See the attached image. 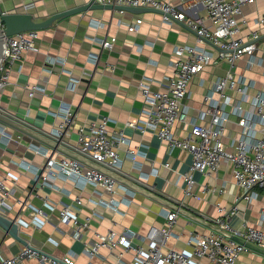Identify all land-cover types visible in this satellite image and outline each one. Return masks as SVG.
Here are the masks:
<instances>
[{"label": "crops", "instance_id": "obj_1", "mask_svg": "<svg viewBox=\"0 0 264 264\" xmlns=\"http://www.w3.org/2000/svg\"><path fill=\"white\" fill-rule=\"evenodd\" d=\"M92 1L1 0V6L8 12H30L37 20H44ZM169 1L179 5L188 20L203 17L207 25H212L203 2ZM242 17L247 22L242 35L248 36L254 30L260 34L256 51L260 63L249 65L248 57L244 56L235 68L238 77L254 84L249 88V98L243 102L247 109L254 97L264 92V22L260 24L264 18V0L245 4ZM138 18L143 19L139 30H129V24ZM188 20L165 21L159 11L91 8L38 30L39 50L25 51L22 61L14 64L10 83L0 92V105L6 110L40 129L56 133L62 122L61 107L70 106L73 122L62 136L76 147H79V127L88 129L104 116L110 117L109 133L122 131L126 138L118 146L122 166L117 168L116 193L111 194L93 184L80 185L74 175L62 174L55 168L50 170L47 166L50 159L69 155L6 124L12 138L8 140L0 133V178L10 193L0 201V212L16 220L20 237L35 249L56 258L73 251L77 264H136L134 252L123 251L121 247L115 250L104 247L97 256H90L84 250V241L74 238L72 223L60 218L59 210L67 205L77 211L81 221L89 220L85 240L94 239L97 232L107 234L113 230L117 234L129 229L135 233L134 246H147L145 236L152 225L167 227L163 213L168 210H178L179 217L165 248L192 251L194 246L188 243L191 234H218L222 220L237 229L251 226L264 232V198L237 201L242 188L235 181L231 164L222 163L218 172L211 174L193 172L192 194H186L184 177L190 172L192 154L170 147L152 131L143 132L126 124L140 117L141 84L147 81L152 88L163 89L174 75L172 61L176 58V45H199L219 58V48L200 41ZM112 37H116L114 48H104L102 39ZM228 69L229 63L219 58L195 76L186 99L190 119H198L208 107L204 96ZM71 80L77 81L75 90L68 88ZM34 86L38 88L31 96ZM228 92L234 100L241 99L235 90ZM175 132L185 136L188 130L177 125ZM241 135L242 126L233 115L223 138L229 150L235 149L233 142ZM40 174L49 175L46 183L43 178L37 179ZM77 197L83 200L82 204L76 203ZM112 197L116 204L106 205L104 200ZM220 205L228 211L236 205L238 208L234 214L227 215L219 210ZM38 208L45 214H37ZM24 246L23 241L0 226V263ZM195 260L198 264H213L208 258ZM18 264L43 263L34 257ZM236 264H264V252H244Z\"/></svg>", "mask_w": 264, "mask_h": 264}, {"label": "built area", "instance_id": "obj_2", "mask_svg": "<svg viewBox=\"0 0 264 264\" xmlns=\"http://www.w3.org/2000/svg\"><path fill=\"white\" fill-rule=\"evenodd\" d=\"M103 4H113L130 7H151L162 11L165 21L178 19L188 20L187 13L169 0H97ZM203 2L208 18L212 25H207L203 17L188 20V24L200 36V41L205 39L219 47V58L229 63V69L223 76L217 78L211 91L206 93L204 101L207 108L202 110L198 119H190L189 106L186 99L190 96V84L195 76L207 66L218 61V57L199 45H176V58L172 61L175 73L164 84L163 89H154L146 81L140 86L143 98V108L137 121L128 120L127 126L139 129L143 132L152 131L161 140H164L172 148H180L192 154L190 172L185 175V193L192 194L195 179L193 172L199 171L205 174L218 172L222 163L231 164L236 183L242 188L237 201L245 199L251 202L253 199L264 198V92L258 93L252 100L250 108H244L243 102L249 98L248 91L254 84L250 80L238 77L235 71L237 62L244 56L248 57V64L260 63L257 56V40L260 36L257 30L248 36L242 35L246 19L243 16V6L247 3H255L257 0H191ZM1 4V0H0ZM31 6V4H27ZM124 12L125 10L121 9ZM143 22L138 18L129 24L131 31L139 30ZM264 18L260 19V24ZM3 26V25H2ZM40 37L38 30H26L17 34L6 36V51L0 65V92L10 83L13 66L22 61L23 53L27 50L38 51L37 41ZM116 37L102 39L104 48L113 49ZM206 42V41H205ZM207 43V42H206ZM77 81L71 80L68 88L75 90ZM34 86L30 95L37 91ZM235 90L241 99L236 101L228 92ZM62 122L56 129V135L61 136L73 122V111L70 106L61 107ZM210 115V119L207 120ZM235 115L242 126V135L235 139V149L229 150L223 138L227 124L231 116ZM110 117L104 116L99 122L93 123L87 128L80 126L78 129L79 148L85 154L95 160L115 168L122 166V159L118 153V146L126 141L123 132L119 131L111 135L108 131ZM258 124V128H256ZM177 125L188 130L187 135L179 136L175 132ZM0 133L8 140L12 136L6 130V124L1 122ZM134 153L133 150H130ZM135 160V155L133 156ZM50 170L58 169L65 175L71 174L80 180L82 184H93L103 188L111 194L116 193L117 181L114 177L94 167H87L80 160L63 156L60 159H50L47 163ZM46 183L49 175H38ZM10 193L5 181L0 178V201ZM77 204H82L80 197L76 198ZM106 205H115L112 197L104 200ZM228 211L222 205L221 212L227 215L234 214L235 209ZM35 212L44 215L42 209ZM63 222L72 223L73 236L77 240L84 241V250L90 256H97L101 249L107 247L115 250L121 247L123 251L134 252L136 264H198L195 259L208 258L213 264H236L244 252L262 253L246 243L239 242L237 236L247 243L264 248V232L258 228L248 226L243 229L234 228L229 221L222 220L220 233L199 234L192 233L188 243L194 246L192 251L165 248L169 238L173 235V226L179 217L178 210H168L163 213L167 227L160 228L152 225L145 236L148 245L134 246L132 238L134 232L126 229L115 233H96L95 238L85 240L84 234L89 229V220L81 221L77 211L70 205L59 210ZM121 255V254H120ZM119 255V257H121ZM38 257L43 264H77L75 253L70 251L61 258L47 255L35 249L33 246H24L16 255L4 259L0 264H18L27 259ZM118 257V259H120Z\"/></svg>", "mask_w": 264, "mask_h": 264}, {"label": "water", "instance_id": "obj_3", "mask_svg": "<svg viewBox=\"0 0 264 264\" xmlns=\"http://www.w3.org/2000/svg\"><path fill=\"white\" fill-rule=\"evenodd\" d=\"M91 8H107V9H123L134 12H144V11H159V9L151 7H130V6H119L113 4H103L97 0H93L89 4L81 5L76 8L68 9L56 14L51 15L50 17L44 20H37L35 15L30 12H8L5 11L0 4V65L4 59L6 51V36H11L26 30H43L46 29L52 24L62 18L69 16L76 12H82ZM3 25V26H2ZM205 41L213 46H215L211 41L205 39ZM216 48H219L215 46ZM0 122H3L19 131L73 157L81 162L99 169L104 173L114 177L115 179L118 176V169L107 165L105 163L99 162L92 158L91 156L85 154L80 150L79 147L72 146L63 140V136H58L53 132L40 129L35 126L33 123L23 119L22 117L12 113L11 111L6 110L0 105ZM0 226L8 231L16 239L23 241L26 245L31 246L27 241L22 239L19 235V225L16 220L9 218L5 214L0 212ZM236 240L242 243H246L252 248L258 249L264 252V248L257 247L251 243H247L245 240L235 236Z\"/></svg>", "mask_w": 264, "mask_h": 264}]
</instances>
